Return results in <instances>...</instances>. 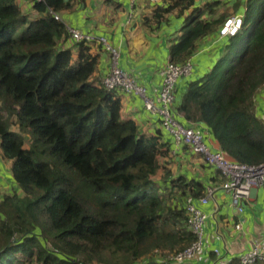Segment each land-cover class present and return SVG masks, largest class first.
I'll return each instance as SVG.
<instances>
[{
  "label": "trees",
  "instance_id": "16d2710c",
  "mask_svg": "<svg viewBox=\"0 0 264 264\" xmlns=\"http://www.w3.org/2000/svg\"><path fill=\"white\" fill-rule=\"evenodd\" d=\"M74 1L0 0V156L13 184L6 194L0 185V264L169 262L196 241L187 207L206 186L171 169L160 119L152 134L124 117L125 94L102 85L104 47L75 43L59 18ZM164 1L145 23L156 33L168 15L185 17L169 49L174 64L192 60L230 17L216 15V0ZM241 5V31L190 81L175 113L207 127L236 162L261 165L264 0ZM69 38L73 47L61 46Z\"/></svg>",
  "mask_w": 264,
  "mask_h": 264
},
{
  "label": "crops",
  "instance_id": "0c3cea01",
  "mask_svg": "<svg viewBox=\"0 0 264 264\" xmlns=\"http://www.w3.org/2000/svg\"><path fill=\"white\" fill-rule=\"evenodd\" d=\"M212 1L215 0H202L198 5ZM216 1L220 2L215 8L217 16L222 13L220 9L223 2H229L231 12H235L234 16L243 15L245 6L239 5L240 3H231V0ZM155 5L166 6L164 0H141L134 6L128 0H75L72 3V11L59 14V18L67 29L73 28L106 37L119 49L122 69L133 75L138 83L156 98L162 82L160 70L170 61V45L178 37L185 17L179 18L176 13H172L167 16L168 19L162 24L160 31L152 33L145 23V18H152ZM206 18L211 19L213 16L209 14ZM225 40L211 36L199 43L197 53L190 60L194 66L192 74L177 83L176 108L190 81L209 72L222 55ZM61 46L71 48L73 44L69 38ZM101 54L100 75L105 76L110 69V56L106 50ZM255 103L256 114L264 121V88L257 92ZM123 115L134 119L140 132L155 134L159 129L160 120L145 111L139 97L123 95ZM202 127L210 147L214 151L220 150L210 130L204 125ZM179 150L174 154L173 145L170 146V154L173 157L171 169L178 175L202 182L206 189L216 187L215 195L208 205L203 206L199 200L195 203L208 217L204 230L203 251L182 264H239L240 257L255 243L264 251V186L251 192L250 198L244 201V213L240 215L232 205L231 195L221 189L222 177L219 170L207 164L202 156L192 150L185 147ZM146 264L172 263L156 257Z\"/></svg>",
  "mask_w": 264,
  "mask_h": 264
},
{
  "label": "built area",
  "instance_id": "2783aa9c",
  "mask_svg": "<svg viewBox=\"0 0 264 264\" xmlns=\"http://www.w3.org/2000/svg\"><path fill=\"white\" fill-rule=\"evenodd\" d=\"M128 1L134 6L141 0ZM242 27V15L228 17L220 28L219 38L234 37ZM68 32L75 43H98L104 47L110 56V69L102 78V85L109 91L118 90L125 95L139 97L145 111L160 119L163 133L172 142L174 154L178 153L180 148L190 147L195 154L202 156L207 164L219 170L224 179L221 189L231 195L233 207L242 215L245 210L244 201L250 198L254 189L264 186V164L238 163L221 150L214 151L207 143L202 125L186 126L179 121L174 111L177 100L176 87L180 79L192 74V62L167 63L160 70L161 87L156 98H153L146 87L139 84L133 75L122 69L120 51L106 37L95 36L73 28L68 29ZM215 191L216 187H208L205 196L199 199L200 204L208 205L215 195ZM187 216L189 229L195 235L196 241L184 251L170 257L169 262L172 264L185 263L203 251L204 230L208 217L196 204L188 205ZM257 263L264 264V251L258 243H255L240 257L239 264Z\"/></svg>",
  "mask_w": 264,
  "mask_h": 264
},
{
  "label": "rangeland",
  "instance_id": "374dc122",
  "mask_svg": "<svg viewBox=\"0 0 264 264\" xmlns=\"http://www.w3.org/2000/svg\"><path fill=\"white\" fill-rule=\"evenodd\" d=\"M222 1V0H221ZM236 1H238V0H231V3H240L239 5H241V3H242V1L243 0H239V2H236ZM223 2V1H222ZM235 5V4H234ZM230 5H229V2H223V6L221 7V9H220V11H222V13L221 14H228L230 17L231 16H234V14H235V12H231L232 11V8H231V6L229 7ZM220 14V15H221ZM1 169H3V172H1L0 171V185H1V187L3 186V188H2V192L4 193V194H6L7 193V191H6V187H8V186H5V184H7V185H9V187H13V184L10 182L9 183V180H8V173L10 172V168H9V165H8V163L7 162H5L2 158H1V156H0V170ZM4 176V177H3Z\"/></svg>",
  "mask_w": 264,
  "mask_h": 264
}]
</instances>
